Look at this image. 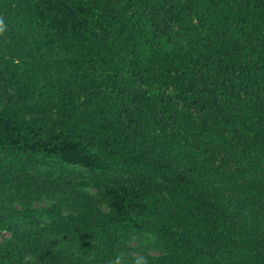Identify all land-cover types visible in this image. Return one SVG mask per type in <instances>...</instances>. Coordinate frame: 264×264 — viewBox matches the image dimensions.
Wrapping results in <instances>:
<instances>
[{"label": "trees", "instance_id": "trees-1", "mask_svg": "<svg viewBox=\"0 0 264 264\" xmlns=\"http://www.w3.org/2000/svg\"><path fill=\"white\" fill-rule=\"evenodd\" d=\"M0 24V264H264V0H0Z\"/></svg>", "mask_w": 264, "mask_h": 264}, {"label": "rangeland", "instance_id": "rangeland-1", "mask_svg": "<svg viewBox=\"0 0 264 264\" xmlns=\"http://www.w3.org/2000/svg\"><path fill=\"white\" fill-rule=\"evenodd\" d=\"M38 169H39V171H46L45 170L46 167H43V166L39 167ZM86 173L87 172L85 170H83L77 166L69 167V173L66 172L67 176L74 178V179L84 177L86 175ZM82 189L87 190L89 192H92V189L88 188V187H85ZM124 244H125V247H127L129 249H133L132 250L133 252L145 250V251L150 252V253H155L158 251L156 248L155 238L150 236V235H144V236H141L139 238L132 237L129 240H126Z\"/></svg>", "mask_w": 264, "mask_h": 264}, {"label": "clouds", "instance_id": "clouds-1", "mask_svg": "<svg viewBox=\"0 0 264 264\" xmlns=\"http://www.w3.org/2000/svg\"><path fill=\"white\" fill-rule=\"evenodd\" d=\"M3 31V25L0 24V32ZM135 264H146V259L144 257H141L140 259H137L135 261Z\"/></svg>", "mask_w": 264, "mask_h": 264}]
</instances>
